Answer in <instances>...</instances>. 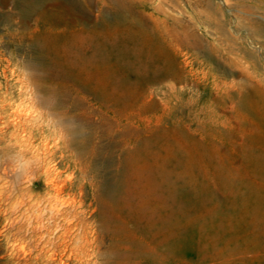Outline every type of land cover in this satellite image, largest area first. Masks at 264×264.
Returning a JSON list of instances; mask_svg holds the SVG:
<instances>
[{
    "label": "rangeland",
    "instance_id": "obj_1",
    "mask_svg": "<svg viewBox=\"0 0 264 264\" xmlns=\"http://www.w3.org/2000/svg\"><path fill=\"white\" fill-rule=\"evenodd\" d=\"M262 90L264 0H0V264H264Z\"/></svg>",
    "mask_w": 264,
    "mask_h": 264
},
{
    "label": "bare ground",
    "instance_id": "obj_2",
    "mask_svg": "<svg viewBox=\"0 0 264 264\" xmlns=\"http://www.w3.org/2000/svg\"><path fill=\"white\" fill-rule=\"evenodd\" d=\"M107 1V0H106ZM165 1V0H164ZM103 2V1H102ZM110 2V1H109ZM217 14H218V12L215 10V8L213 7V6H211V5H208V6H206V8L204 9V11H203V17H205L206 19H208L209 20V22H211V24H213L214 25V27H216L221 33H224V30H225V25H224V23L221 21V19H219L218 18V16H217ZM137 16V15H136ZM122 17V16H121ZM133 17V16H132ZM118 18H120V17H118ZM116 19V18H115ZM122 19H123V17H122ZM127 19V18H126ZM182 19V18H181ZM84 20V19H83ZM184 20V19H183ZM121 21V20H120ZM123 21L125 22V20L123 19L122 20V24H123ZM127 21V20H126ZM137 21V20H136ZM143 22V21H142ZM118 23H120V22H117V24ZM138 23H140V22H137V24ZM113 24V23H112ZM120 25V24H119ZM130 25V24H129ZM136 25V24H135ZM139 26H141V25H139ZM145 26V25H144ZM94 27V26H93ZM217 29H215V30H217ZM140 30H142V29H140ZM145 30H146V28H145ZM148 30V29H147ZM142 32H144V31H142ZM146 34V33H145ZM153 34V33H152ZM157 34V33H156ZM248 35H249V33H248ZM152 36V35H151ZM180 40H182L184 43H186V42H192L193 43V45L195 44L196 45V34H192V35H189V34H187V35H184ZM177 46V45H176ZM209 47V46H208ZM189 50V49H188ZM193 51V50H192ZM221 53V52H220ZM202 56V55H201ZM217 56V55H216ZM221 56V55H220ZM209 57V56H208ZM218 57V56H217ZM237 57V56H236ZM186 58V57H185ZM212 58V57H211ZM228 58H229V56H228ZM234 58V57H233ZM221 60V59H220ZM241 60V59H240ZM211 61V60H210ZM239 61V60H238ZM184 62V61H183ZM213 62V61H212ZM211 62V63H212ZM210 63V64H211ZM240 63V62H239ZM209 64V65H210ZM216 65V64H215ZM221 65V64H220ZM210 68V67H209ZM217 70V69H216ZM231 70V69H230ZM246 69H244V71H245ZM215 72V71H214ZM230 74V73H229ZM238 74V73H237ZM243 75V74H242ZM179 77V76H178ZM232 77V76H231ZM248 77V76H247ZM219 78V77H218ZM242 79H243V77H242ZM160 82V81H159ZM181 82V81H180ZM244 83V82H243ZM232 85V84H231ZM259 85H260V83H259ZM254 87V86H253ZM173 88V87H172ZM177 88V87H176ZM182 88V87H181ZM174 90H175V88H173ZM176 91H177V89H176ZM262 91H264V90H262ZM261 91V92H262ZM174 93V92H173ZM176 93V92H175ZM236 94V93H235ZM187 102V101H186ZM185 103V102H184Z\"/></svg>",
    "mask_w": 264,
    "mask_h": 264
}]
</instances>
